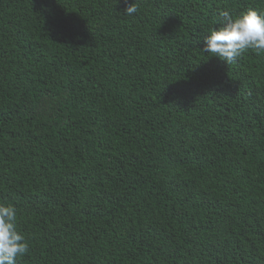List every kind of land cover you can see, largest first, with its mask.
I'll return each instance as SVG.
<instances>
[{
  "label": "trees",
  "instance_id": "1",
  "mask_svg": "<svg viewBox=\"0 0 264 264\" xmlns=\"http://www.w3.org/2000/svg\"><path fill=\"white\" fill-rule=\"evenodd\" d=\"M136 3L0 0L17 264H264V52L202 51L264 0Z\"/></svg>",
  "mask_w": 264,
  "mask_h": 264
},
{
  "label": "clouds",
  "instance_id": "2",
  "mask_svg": "<svg viewBox=\"0 0 264 264\" xmlns=\"http://www.w3.org/2000/svg\"><path fill=\"white\" fill-rule=\"evenodd\" d=\"M125 4V14L131 16L138 12L136 0L131 4L125 0ZM219 16L223 26L204 36L203 52L227 65L235 63L248 50L264 52V11L249 9L233 17L228 10H221ZM28 252L29 244L17 230L16 208L0 203V264H17V258Z\"/></svg>",
  "mask_w": 264,
  "mask_h": 264
}]
</instances>
